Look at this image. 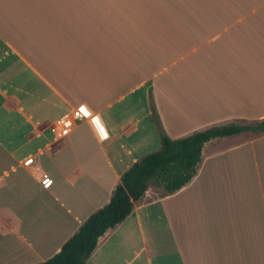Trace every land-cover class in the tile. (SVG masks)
Listing matches in <instances>:
<instances>
[{"label": "crops", "instance_id": "crops-1", "mask_svg": "<svg viewBox=\"0 0 264 264\" xmlns=\"http://www.w3.org/2000/svg\"><path fill=\"white\" fill-rule=\"evenodd\" d=\"M186 1L151 63L116 0H0V264L57 254L161 134L264 112V0ZM242 135L205 143L180 190L148 187L86 264H264V134Z\"/></svg>", "mask_w": 264, "mask_h": 264}, {"label": "trees", "instance_id": "trees-1", "mask_svg": "<svg viewBox=\"0 0 264 264\" xmlns=\"http://www.w3.org/2000/svg\"><path fill=\"white\" fill-rule=\"evenodd\" d=\"M244 132L264 134V119L213 126L179 139L161 134L160 148L142 157L121 176L109 202L92 213L57 254L36 264H86L100 237L125 220L150 183L161 186L164 194L180 190L196 176L205 143Z\"/></svg>", "mask_w": 264, "mask_h": 264}, {"label": "rangeland", "instance_id": "rangeland-1", "mask_svg": "<svg viewBox=\"0 0 264 264\" xmlns=\"http://www.w3.org/2000/svg\"><path fill=\"white\" fill-rule=\"evenodd\" d=\"M184 0V7L186 4ZM84 4H89V1H83ZM101 5V1L99 2ZM115 5L119 8H122L126 12L125 18H128V23L131 25V36L132 40L135 36H138L137 30L141 31V38L145 37L146 40V50L147 58L150 59L151 63L154 61L155 55V41L156 37L163 35L162 32H159L160 25L167 26L169 24H178L186 25L187 23H193L187 21L188 17L182 15L181 12H173L175 9L180 8L178 4H181V0H116ZM128 16V17H127ZM193 21V20H192ZM163 28V27H161ZM159 48V47H157ZM156 67L153 66L152 71L148 73H154ZM154 71V72H153ZM254 103L257 104L259 110L264 108V103L260 105V102H264V98L252 99ZM244 119L238 121L236 124H250L255 121L264 119V112L259 113H245ZM259 134L253 132H244L243 138L251 139ZM149 187L157 188L160 187V192L163 193V188L161 186H156L155 184L150 183Z\"/></svg>", "mask_w": 264, "mask_h": 264}, {"label": "built area", "instance_id": "built-area-1", "mask_svg": "<svg viewBox=\"0 0 264 264\" xmlns=\"http://www.w3.org/2000/svg\"><path fill=\"white\" fill-rule=\"evenodd\" d=\"M82 119H85V117L79 110H75L71 116H65L63 119H61L58 122V131H57L58 135L60 136L68 135L71 132V129L74 127L75 122L77 120H82ZM93 119L96 121V123H98L97 117H94ZM100 130H102L101 127ZM40 180L42 185L46 188H48L52 183V181L43 174L40 176Z\"/></svg>", "mask_w": 264, "mask_h": 264}]
</instances>
